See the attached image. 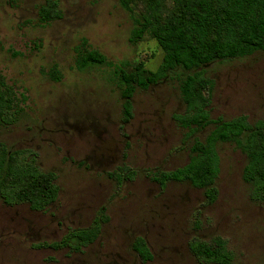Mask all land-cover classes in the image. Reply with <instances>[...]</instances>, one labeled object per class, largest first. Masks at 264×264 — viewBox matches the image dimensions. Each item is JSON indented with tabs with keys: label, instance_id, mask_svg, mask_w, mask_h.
<instances>
[{
	"label": "rangeland",
	"instance_id": "374dc122",
	"mask_svg": "<svg viewBox=\"0 0 264 264\" xmlns=\"http://www.w3.org/2000/svg\"><path fill=\"white\" fill-rule=\"evenodd\" d=\"M47 1L0 0V76L22 101L17 122L0 128V142L34 151L41 168L56 174L60 196L46 212L0 202V264H215L199 261L190 244L218 239L232 264H264V203L252 199L243 180L247 158L234 145H217L213 205L188 183L162 189L148 176L187 165L195 143L215 128L177 120L190 111L173 76L139 89L133 118L123 123L116 71L138 63L157 70V42H131L134 22L118 0H58L63 17L43 24L39 10ZM84 47L113 65L79 70ZM205 72L215 84L206 108L211 120L264 122V51L215 62ZM123 171L136 176L120 187L110 175ZM102 207L109 221L82 252L38 247L90 227ZM138 238L153 259L135 250Z\"/></svg>",
	"mask_w": 264,
	"mask_h": 264
},
{
	"label": "trees",
	"instance_id": "16d2710c",
	"mask_svg": "<svg viewBox=\"0 0 264 264\" xmlns=\"http://www.w3.org/2000/svg\"><path fill=\"white\" fill-rule=\"evenodd\" d=\"M134 22L131 42L138 44L149 37L157 42L163 58L152 71L143 63L116 71L123 101V123L133 118L132 99L136 92L147 90L169 76L179 82L182 101L190 114L177 118L185 127L205 129L214 124L205 142L197 141L190 162L170 171L148 173L162 189L171 183H188L204 191L206 203L213 205L219 196L218 144H232L247 158L243 180L252 186L251 197L264 203V122L250 124L247 117L213 121L206 111L210 104L214 81L206 76V68L215 62L243 59L264 51V0H118ZM43 24L60 20L63 14L58 0H48L40 7ZM1 47V44H0ZM79 70L92 66H112L106 56L84 47L78 52ZM21 99L0 76V128L18 120ZM123 186L133 181L134 172L110 175ZM60 196L56 174L38 164L37 154L28 149L10 148L0 142V202L7 206L27 205L32 211L46 212ZM102 207L88 228L73 229L59 242L40 244V248L70 249L82 252L101 235L109 221ZM134 248L144 261L153 256L144 239L138 238ZM190 250L199 261L232 264L233 255L226 241L207 243L195 240Z\"/></svg>",
	"mask_w": 264,
	"mask_h": 264
}]
</instances>
